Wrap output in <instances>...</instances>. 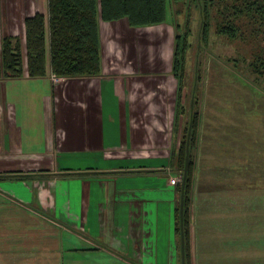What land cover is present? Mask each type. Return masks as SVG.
Here are the masks:
<instances>
[{"label": "crops", "instance_id": "crops-1", "mask_svg": "<svg viewBox=\"0 0 264 264\" xmlns=\"http://www.w3.org/2000/svg\"><path fill=\"white\" fill-rule=\"evenodd\" d=\"M37 12L49 20V1L0 0V37L25 38ZM175 37L101 20L102 75L0 80V264H182ZM205 119L195 254L264 264V141Z\"/></svg>", "mask_w": 264, "mask_h": 264}, {"label": "trees", "instance_id": "trees-1", "mask_svg": "<svg viewBox=\"0 0 264 264\" xmlns=\"http://www.w3.org/2000/svg\"><path fill=\"white\" fill-rule=\"evenodd\" d=\"M49 20L37 12L25 20V38L0 37V80L28 75L40 78L48 74L60 77H92L103 73L100 46V21L127 19L133 27L168 22L169 0H48ZM174 2L184 0H173ZM187 1V0H186ZM201 19V44H207L215 21L216 32L245 46V54L235 62L247 64L256 79L264 81V0H196ZM216 11L217 15L214 14ZM214 14V15H213ZM188 24V23H187ZM176 44L173 73L178 80L175 133L180 137L176 170L184 174L188 151L190 167L185 187L184 235L186 264H192V206L196 177L195 151L200 144L204 112L196 93L188 105L187 71L191 28L175 26ZM244 53V52H243ZM199 80V79H198ZM254 84V83H253ZM182 183L179 184L180 193ZM181 201L176 209V231L182 259Z\"/></svg>", "mask_w": 264, "mask_h": 264}, {"label": "rangeland", "instance_id": "rangeland-1", "mask_svg": "<svg viewBox=\"0 0 264 264\" xmlns=\"http://www.w3.org/2000/svg\"><path fill=\"white\" fill-rule=\"evenodd\" d=\"M197 6L198 3L196 0L178 2L169 0L168 5V22L174 26L180 23L185 28L188 26L191 28L189 37L191 48L189 51L186 78L187 99L189 100L192 94L196 93L197 89L200 103L202 102V98L204 101L200 106L202 108V105H204L202 111L204 112L206 123H225L227 129L226 134L229 136L233 133H240L242 129L243 139L250 137L251 133H246V131L250 130V126L252 125L253 128L257 127L258 129L259 133L257 138H259L260 141H264V81L259 78L256 79L248 69L247 64L242 62L241 59L239 62H235L237 58H241V56L245 54V46L238 42H231L229 39L219 35L216 32L217 28L215 26V21L213 23L214 26H212L210 30V39L208 43L206 45L201 44L202 23L198 10L199 7ZM214 14L218 16L216 11H214ZM190 100L193 102L194 99L192 98ZM190 100L188 101V105L190 104ZM202 132L201 130L200 140L202 138ZM254 137L256 138V135H253V138ZM258 144L261 145L259 147L260 149H264L263 143L259 142ZM200 148L199 144V147L195 151V159L197 162L195 166L196 177L194 194L201 193L202 189L199 182L201 176L197 174L198 168L201 166V163L198 162ZM260 149L259 151H261ZM255 169L257 170V168ZM258 170L260 178L264 180V168L261 169L260 167ZM181 175L182 180L177 185L181 183L183 185L184 174ZM258 196L260 198V206H262L263 209L264 187L260 189ZM197 197L198 201L195 205L197 210L200 211L197 218L201 219L202 206L200 207L199 205L202 204V199L199 200L201 195ZM262 213H264V211ZM173 232L175 235V230ZM201 245L200 243V248ZM192 251H194L192 252V264H201V258L199 260L195 254L196 243L194 237H192Z\"/></svg>", "mask_w": 264, "mask_h": 264}, {"label": "water", "instance_id": "water-1", "mask_svg": "<svg viewBox=\"0 0 264 264\" xmlns=\"http://www.w3.org/2000/svg\"><path fill=\"white\" fill-rule=\"evenodd\" d=\"M192 134V130L190 129L189 131V138H188V151H187V157H186V165H185V170H184V178H183V187H182V195H181V208H180V213H181V220H182V239H181V248H182V264H186V240H185V235H184V209H185V187L187 183V177H188V172H189V167H190V137Z\"/></svg>", "mask_w": 264, "mask_h": 264}, {"label": "built area", "instance_id": "built-area-1", "mask_svg": "<svg viewBox=\"0 0 264 264\" xmlns=\"http://www.w3.org/2000/svg\"><path fill=\"white\" fill-rule=\"evenodd\" d=\"M51 76H52V80L55 83H59V82H61V81H63L65 79V77H60V76H57L56 74H51ZM181 180H182V175L181 174H180V176L171 178V182L174 185H177Z\"/></svg>", "mask_w": 264, "mask_h": 264}]
</instances>
